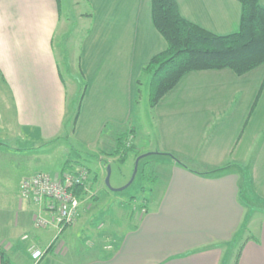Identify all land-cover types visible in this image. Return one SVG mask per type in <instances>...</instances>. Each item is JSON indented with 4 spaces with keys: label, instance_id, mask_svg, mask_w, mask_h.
<instances>
[{
    "label": "crops",
    "instance_id": "obj_1",
    "mask_svg": "<svg viewBox=\"0 0 264 264\" xmlns=\"http://www.w3.org/2000/svg\"><path fill=\"white\" fill-rule=\"evenodd\" d=\"M175 2L184 19L209 33L225 36L239 28L237 0ZM260 5L264 8V0ZM61 6L62 0H0V128L12 124L26 142L40 145L63 136L69 141L81 124L89 151L104 133L105 149L116 148L121 135L127 147H136L139 78L166 48L153 27L150 0L70 1V17L82 23L79 71L85 88L69 132L66 86L54 44L57 33L64 38L71 31L69 18L61 21ZM67 56L63 62L70 64ZM151 118L156 139L143 158L155 157L158 176L165 179L156 206L146 208L135 231L114 242L106 256L81 264H228L229 258L235 264L241 246L236 264H264V65L241 77L229 70L189 73L151 109ZM30 153L29 163L36 158ZM57 153L68 155L63 147ZM2 160L19 166L12 157L0 155ZM66 161V169L74 171ZM10 172L0 169V177ZM30 173L22 175L18 189L35 172ZM9 203L0 201V250L8 259L29 264L30 245L45 253L37 264L51 252L60 255L61 248L49 241L55 229L28 231L39 209L18 200L11 228ZM17 231H23L17 238L23 248L14 240Z\"/></svg>",
    "mask_w": 264,
    "mask_h": 264
},
{
    "label": "rangeland",
    "instance_id": "obj_2",
    "mask_svg": "<svg viewBox=\"0 0 264 264\" xmlns=\"http://www.w3.org/2000/svg\"><path fill=\"white\" fill-rule=\"evenodd\" d=\"M70 1L62 0L60 8L61 21H66V18H69L67 24L73 29L69 27L71 31L64 38L61 37L60 33H57L54 40L55 50L59 53V73L67 92L66 132H69V129L72 128L71 122L74 120L76 113H79L78 103L85 87V82L79 71L82 23L77 21L75 16L74 18L70 17V14H72L69 8ZM64 53L68 54L67 58L70 64L63 62L62 55ZM149 83V74H143L139 78L138 103L134 115L136 137L133 139L132 144L136 147H127L128 144H126L125 139L122 143L131 150L123 152V149H121L119 152L114 153L116 148H103L105 133L99 140H95L92 151L87 150L85 147L86 142L83 140L81 124L79 129L76 130L77 133L72 134L71 138L68 139L69 141H65L66 136H63L64 139L58 143H42L40 145H32V142H26L28 139L18 128L12 127V124L3 125L0 128V144H2L0 155H5L8 159L12 157L19 162L17 164L19 166L16 168H11V163H7L5 160H2L3 163L0 162V169H4L7 173L11 171L8 177H0V201L9 202L10 200L8 220L11 228L13 226L12 211L18 200L21 199L17 183L22 175L28 172H31L30 174L43 172L51 177L58 176L60 173L56 175L54 173L63 168L67 158L72 164L70 165L71 170H77L79 167L85 169L84 171L87 170L89 187L82 197L80 195L79 215L68 227H58L57 230L51 227L56 232L52 231V235L54 233L55 236L51 239L50 235L49 241L52 240L51 243H56L57 248H61L60 255L55 256L54 252H51L43 259L42 264H81L84 261L91 260L95 255L101 258L106 256L112 251L114 242H119L122 236L124 237L125 234L135 231L139 224V218L144 214L142 209L147 208L150 211L156 206L157 191L165 179L163 173L158 176V160L155 157L143 158L147 151L152 148L156 139L152 137L154 126L151 118V108L149 107ZM147 135L151 136L149 142ZM62 147L68 151L65 158L57 153V149ZM12 149H19L23 152L19 154L12 153ZM27 151L31 152L29 154L31 159L36 157L30 163L26 154ZM122 158L124 159L122 160ZM106 164L108 165L106 166ZM98 165H102L103 170L99 171ZM25 167H29V171L24 172ZM107 168H109L108 186L105 184ZM35 173L34 175H36ZM94 176L98 177L97 181H93ZM23 201L33 203L30 200ZM34 205L39 209L36 204ZM41 214L46 216L45 212L41 211ZM78 219L80 220L78 221ZM255 223L256 221L253 222V224ZM33 224L34 218L32 217V226ZM49 228L37 229V231ZM252 228L255 229V226H252ZM28 231L29 233L36 232L35 228L28 229ZM251 232L250 235L254 234V231ZM16 234L14 240H17L19 247L23 248L24 245L17 239L22 236L23 231H17ZM27 239V236L23 237V240ZM31 246L33 245L27 247V251ZM38 249L40 250V248ZM41 251L44 253L43 250ZM65 251L66 253H64ZM229 259L231 262L227 261V263L234 264L231 258ZM9 260L10 264H28L23 259L12 257ZM233 260L235 261V258ZM37 263L33 260L29 262V264Z\"/></svg>",
    "mask_w": 264,
    "mask_h": 264
},
{
    "label": "trees",
    "instance_id": "obj_3",
    "mask_svg": "<svg viewBox=\"0 0 264 264\" xmlns=\"http://www.w3.org/2000/svg\"><path fill=\"white\" fill-rule=\"evenodd\" d=\"M237 1L241 7L238 30L229 35L219 36L184 19L175 0H150L153 27L166 44L165 50L154 55L142 72L150 75L148 96L151 109L189 73L229 70L235 76L241 77L264 65V8L260 5V0ZM82 96L83 93L78 106ZM78 114L77 112L74 117L73 126ZM124 137L125 135H121L116 139L114 153L121 149L123 152L131 150L122 144ZM67 165L68 161L63 165L61 173L70 171L66 169ZM97 179L98 177L94 176L93 181ZM88 187L86 181L76 190L78 196L82 197ZM246 191L245 188L241 191V199L245 197ZM248 202L253 203L251 200ZM142 212H146L145 209H142ZM241 248L242 246L235 256V264ZM50 249L51 246L46 253ZM0 264H10L2 250Z\"/></svg>",
    "mask_w": 264,
    "mask_h": 264
},
{
    "label": "built area",
    "instance_id": "obj_4",
    "mask_svg": "<svg viewBox=\"0 0 264 264\" xmlns=\"http://www.w3.org/2000/svg\"><path fill=\"white\" fill-rule=\"evenodd\" d=\"M79 167L74 171H65L51 177L39 173L24 179L19 187L20 198L33 201L39 207L34 217V228L45 229L54 227H68L80 211V197L77 189L88 180L87 170ZM46 213V216L41 214ZM34 262H39L44 253L34 246L28 249Z\"/></svg>",
    "mask_w": 264,
    "mask_h": 264
},
{
    "label": "water",
    "instance_id": "obj_5",
    "mask_svg": "<svg viewBox=\"0 0 264 264\" xmlns=\"http://www.w3.org/2000/svg\"><path fill=\"white\" fill-rule=\"evenodd\" d=\"M109 168H107V177L105 178V184L108 186V181H109Z\"/></svg>",
    "mask_w": 264,
    "mask_h": 264
}]
</instances>
